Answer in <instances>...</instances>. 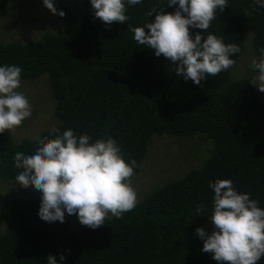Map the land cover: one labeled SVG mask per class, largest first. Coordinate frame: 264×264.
<instances>
[{
  "label": "trees",
  "instance_id": "obj_1",
  "mask_svg": "<svg viewBox=\"0 0 264 264\" xmlns=\"http://www.w3.org/2000/svg\"><path fill=\"white\" fill-rule=\"evenodd\" d=\"M10 1L0 0V12ZM157 4L144 0L129 8L128 23L106 28L93 18L90 0H55L63 17L41 2L47 19L59 22L57 29L49 24L38 35L0 40V63L22 67V79L45 78L52 104L37 137L0 134V178L15 180V153H31L52 126L71 127L94 139L115 138L125 158L137 162L133 185L148 188L132 211L110 216L97 229L78 226L75 214H66L64 223L43 221L39 195L6 198L0 205V264H47L49 254L59 264L61 253L64 264H219L195 236L198 227L211 231L209 181L230 178L264 207V92L252 84L250 62L238 63L248 47L252 57L264 49V8L253 0H228L218 11L208 31L237 43L240 52L232 68L197 86L177 76L167 58L139 46L128 30V24L152 22L155 14L146 13ZM163 139L184 146L198 165L178 177L164 174L159 183L152 174L158 171H144L143 164L151 148L160 156L153 143Z\"/></svg>",
  "mask_w": 264,
  "mask_h": 264
},
{
  "label": "clouds",
  "instance_id": "obj_2",
  "mask_svg": "<svg viewBox=\"0 0 264 264\" xmlns=\"http://www.w3.org/2000/svg\"><path fill=\"white\" fill-rule=\"evenodd\" d=\"M52 14L63 17L55 0H42ZM144 0H90L93 18L106 28L114 22L131 19L130 7ZM264 8V0H253ZM228 5V0H158L146 15L155 18L128 30L139 46L154 50L156 57L167 58L177 76L199 86L235 65L232 58L240 52L237 43H226L224 38L209 32L212 22ZM176 6L173 12L164 11ZM199 29V32L192 30ZM205 33L207 35L205 36ZM250 67L256 73L252 84L264 92V49ZM19 65L0 63V134L14 131L32 116V104L22 90ZM14 166L20 171L15 184L34 186L41 193L37 215L45 222L64 223L67 215L75 214L82 225L97 229L110 216L121 218L138 204V193L133 185L136 160L126 159L118 141L110 135L95 139L69 127L52 126L37 141L29 154L16 152ZM212 190V211L207 216L211 231L195 229V236L203 241L201 249L210 253L219 264H257L264 260V207L251 198V193L240 191L230 178L209 181ZM202 207V206H201ZM66 257L59 256V264ZM47 264H58L55 256H47Z\"/></svg>",
  "mask_w": 264,
  "mask_h": 264
},
{
  "label": "rangeland",
  "instance_id": "obj_3",
  "mask_svg": "<svg viewBox=\"0 0 264 264\" xmlns=\"http://www.w3.org/2000/svg\"><path fill=\"white\" fill-rule=\"evenodd\" d=\"M41 2L42 0H11L7 7L0 12V40H8L12 36L25 38L30 34L38 35L41 34L49 24H52V27L57 26L59 23L58 21L53 18H50L51 20L47 19V13L42 9ZM55 29L57 28L55 27ZM247 49V53L245 50V52L241 55L242 57L238 60L239 63L242 59V67L247 61H249L251 65L253 59L260 58V56H250L248 51H251V49L250 47ZM247 66L242 70H247ZM255 75L256 73L251 74L253 78ZM22 90L27 93L32 104V116L26 119L21 126L17 127L14 131H11L14 139L22 138L23 136L37 137L41 124L47 125L51 117V95L49 93L47 83L45 82V78L31 80L22 79ZM157 138L168 139V137ZM178 140L185 143L183 138H179ZM153 147L157 149L160 156L155 155L154 149L151 148L143 166L144 171H151L153 168L158 171V174L152 172L156 182L160 183L164 174H174V177H178L189 168L198 165V163L196 164L191 162L186 155L187 152L185 147L182 145L169 146L168 142L163 139L154 141ZM167 149L168 152L163 153L162 157L161 152H164ZM161 162L162 165H158ZM134 187L136 188L139 196L138 200L141 199L144 196L143 194L148 190L146 185L142 188L139 181ZM14 195L41 196V193L32 185H29L28 187H20L15 184V180H3L0 178V205L6 198ZM76 219L78 226L82 225L77 217L74 218V220ZM0 221L3 223L4 229L5 223L1 220V218Z\"/></svg>",
  "mask_w": 264,
  "mask_h": 264
}]
</instances>
